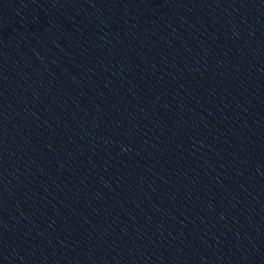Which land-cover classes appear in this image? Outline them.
<instances>
[{
  "label": "water",
  "instance_id": "water-1",
  "mask_svg": "<svg viewBox=\"0 0 264 264\" xmlns=\"http://www.w3.org/2000/svg\"><path fill=\"white\" fill-rule=\"evenodd\" d=\"M0 264H264V0H0Z\"/></svg>",
  "mask_w": 264,
  "mask_h": 264
}]
</instances>
